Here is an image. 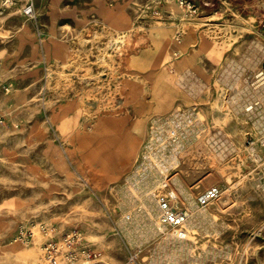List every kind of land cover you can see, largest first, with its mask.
<instances>
[{
	"label": "rangeland",
	"instance_id": "1",
	"mask_svg": "<svg viewBox=\"0 0 264 264\" xmlns=\"http://www.w3.org/2000/svg\"><path fill=\"white\" fill-rule=\"evenodd\" d=\"M48 5L35 18L18 12L19 3L0 13L4 21L37 23L57 47L40 58L41 74L16 103L17 86L6 92L0 81V201L20 200L7 222H18L10 232L28 250L25 258L44 264V223L57 238L80 229L97 255L88 264H173L170 253L177 264H264V103L244 102L239 113L246 92L264 90L254 84L263 64L251 74L246 64L264 55L262 22L237 15L241 23L224 3L196 16L178 0ZM195 52L210 59L214 91L223 90H209L208 104L189 103L181 85L188 70L178 64L188 66L186 54ZM207 105L211 118L223 112L226 123H211ZM91 142L102 145L113 169L102 155L90 156ZM157 159L175 161L169 180L176 188L179 177L189 190L179 206L190 214L191 202L212 187L219 195L206 205L207 216L190 215L187 240L151 230L137 246L139 233L127 230L122 214L137 208L131 194L143 185L138 174L155 179ZM21 227L34 231L33 240L19 238Z\"/></svg>",
	"mask_w": 264,
	"mask_h": 264
},
{
	"label": "crops",
	"instance_id": "2",
	"mask_svg": "<svg viewBox=\"0 0 264 264\" xmlns=\"http://www.w3.org/2000/svg\"><path fill=\"white\" fill-rule=\"evenodd\" d=\"M193 1L200 5L203 14L207 13V9L212 10L210 7L224 3L225 5L231 4V9H227H230L231 13L236 17L237 15L248 17L250 20L254 19L255 23L264 20L260 0ZM65 2L66 0H34L38 14L47 13V3L49 7H57L63 5ZM6 10L8 9L0 7V13ZM221 10L223 9L217 11L219 12ZM237 18L239 22L242 23L241 18H239V16ZM41 23L44 25L43 22ZM39 29V25L31 20L15 23L14 21H4L0 17V59L3 61L4 66H2L0 71V81L2 80L1 84L3 83V85L12 84L17 86L19 92L16 93V89L13 88L12 104L16 103V98L18 96L22 97L21 93L28 90L33 84L32 82L35 80L36 76L41 74L42 64L40 63V58L43 57L46 59L47 54L56 53L57 47L55 43L47 42V38H42ZM196 51H198V49H196ZM186 56L189 65L185 66L182 62L178 64L177 69L178 71L188 70V72L192 73L191 87H188L189 89L186 93L188 102L196 104L202 102L208 104L212 101V98L208 96V91H214L213 81L216 78L215 73L208 65L210 59L206 57L203 52H195L193 54L187 53ZM263 58L264 55H261L259 52H256L255 56L247 58L246 64H248L247 71L249 74H251L260 63L263 64ZM214 92H219V94H221L223 90L221 87H216V91ZM255 93L246 92V97L241 98L243 103L239 104V113L244 110V102L259 99L264 103V90L261 91L260 94ZM221 101L222 99L219 97L218 102L220 103ZM203 108L207 111L206 114L211 123H226L227 117L223 112H218L217 118H211V114L209 113L210 106L207 105ZM19 204L20 200L17 197H10L0 201V264H31L34 262L31 258H25L24 255L28 250L21 247L12 237L10 230H14L18 222H16V220L12 223L7 222L8 218H11L10 216L14 207ZM6 224H11L10 228H7ZM20 253H22V255Z\"/></svg>",
	"mask_w": 264,
	"mask_h": 264
},
{
	"label": "built area",
	"instance_id": "3",
	"mask_svg": "<svg viewBox=\"0 0 264 264\" xmlns=\"http://www.w3.org/2000/svg\"><path fill=\"white\" fill-rule=\"evenodd\" d=\"M178 2L187 14L196 16L200 13V6L193 0H178ZM260 2L264 14V0H260ZM18 3L23 16L27 18L36 17L34 0H0V7L11 8ZM261 29L264 34V20ZM2 66L3 62L0 59V71ZM255 79L254 84H257L256 87L264 84V69L256 74ZM3 88L6 92H9L11 85H4ZM0 122L3 123V120L0 119ZM172 156H176V153L174 152ZM174 162L172 159L170 163L164 164L163 160L157 159L155 179L151 177L152 179L145 181L146 173L142 171V176L138 174V182L143 183V185L138 186L135 193L131 194L134 197V199H131V203L136 202L137 205L135 206L139 209L133 208L131 212L126 213L124 211L125 214H122L121 221L128 226L127 230L131 229L132 233H139L140 240L136 241L139 244L137 246H141L149 238L151 230L156 231L161 236L172 234L177 240L181 241L187 240L189 236L188 221L191 214L175 203L176 198L180 195V190L177 184L176 188L172 187L173 181H170L168 176L169 170L176 167ZM144 182L146 183L144 184ZM218 195L217 188L208 190L200 202L201 205L206 206ZM145 217L152 221L144 226L138 224L135 225L134 229L132 228V224L143 221ZM148 225L150 227L147 229ZM145 230H147V233H145ZM39 231L44 239L41 248L44 264H88L97 257L96 253L87 247L84 233L80 229L74 228L62 234L59 238L55 237V229L47 226V224H40ZM34 236L32 229L21 227L19 230V238L24 242L33 240Z\"/></svg>",
	"mask_w": 264,
	"mask_h": 264
},
{
	"label": "bare ground",
	"instance_id": "4",
	"mask_svg": "<svg viewBox=\"0 0 264 264\" xmlns=\"http://www.w3.org/2000/svg\"><path fill=\"white\" fill-rule=\"evenodd\" d=\"M214 52V51H213ZM215 53H216V50H215ZM220 54H221V52H220ZM234 61V60H233ZM248 67V66H247ZM191 72H186L183 76L181 75V85L183 86V87H185L184 86V84H185V82H186V89L188 90L190 87H191ZM189 87V88H188ZM166 101V100H165ZM167 102V101H166ZM164 103V104H167V103ZM162 103V102H161ZM159 104L160 106L161 105H163V104ZM259 103V101H256L255 102V104L254 105H257ZM169 105H171L170 104V102H169ZM254 106L253 105H251V106H248V107H246V111H249V110H251L252 108H253ZM107 115V114H106ZM112 115V114H111ZM103 116V115H102ZM116 116V115H115ZM137 120V119H136ZM139 122V128H141V126H142V122H141V120L139 119L138 120ZM136 132V131H135ZM95 133V132H94ZM93 133V134H94ZM137 134V133H136ZM139 134V133H138ZM99 136V135H98ZM96 142H97V140H96ZM98 143V142H97ZM100 144H96L95 142H91V144H90V146H91V151H90V156L93 158V157H96V156H99V155H102V158H103V161H102V165L104 166V167H108L109 169H113V167H115L116 165V163H115V161H113V160H109L108 158H107V156H106V153L104 152V150H103V147H102V145L101 146H99ZM258 157V156H257ZM177 163H178V160L176 161ZM177 180L179 181V190H180V192H181V194L176 198V204L177 205H179L180 204V202H181V200H182V197H188L189 196V198H190V193L188 192L189 190L188 189H186L185 187H184V185L181 183V181H180V178L179 177H177ZM213 188H216V187H212L211 189H213ZM210 190V189H209ZM208 192V191H207ZM191 208H193V210H192V214H191V218L192 217H194V216H196L197 214H201L202 213V215L203 216H207L208 215V211L206 210V206H202L201 205V203L199 202V204L197 203V202H191ZM197 212V213H196ZM153 235L154 236H156L157 235V232L156 231H154L153 232ZM148 241V240H147ZM167 258L169 259V262L170 263H172L173 262V264H177V262H178V259H177V257H176V255H174V254H172V253H170V254H168L167 255ZM163 260V259H162Z\"/></svg>",
	"mask_w": 264,
	"mask_h": 264
},
{
	"label": "water",
	"instance_id": "5",
	"mask_svg": "<svg viewBox=\"0 0 264 264\" xmlns=\"http://www.w3.org/2000/svg\"><path fill=\"white\" fill-rule=\"evenodd\" d=\"M263 68H264V62H263Z\"/></svg>",
	"mask_w": 264,
	"mask_h": 264
}]
</instances>
